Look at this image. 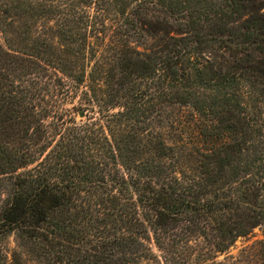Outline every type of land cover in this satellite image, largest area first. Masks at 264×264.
<instances>
[{
	"label": "trees",
	"instance_id": "16d2710c",
	"mask_svg": "<svg viewBox=\"0 0 264 264\" xmlns=\"http://www.w3.org/2000/svg\"><path fill=\"white\" fill-rule=\"evenodd\" d=\"M0 33V264H264L216 261L264 233V0H0Z\"/></svg>",
	"mask_w": 264,
	"mask_h": 264
},
{
	"label": "rangeland",
	"instance_id": "374dc122",
	"mask_svg": "<svg viewBox=\"0 0 264 264\" xmlns=\"http://www.w3.org/2000/svg\"><path fill=\"white\" fill-rule=\"evenodd\" d=\"M15 20L17 21V26L24 25L23 22L27 21L26 17H16ZM33 22V23H32ZM35 22V23H34ZM27 24L29 26H32V34L33 35H39L44 36L47 39L51 38L54 42L56 40L51 37V35L48 34V26L53 24V22L46 21L44 19H38L37 21H27ZM34 24V25H33ZM22 30H25L24 27H22ZM0 42H3V36L0 33ZM191 111L187 109H178L173 110L170 113L167 114L168 119H163L160 121V124L155 125V130L158 131V133L164 138L166 144L171 145L173 142H177L179 140V137H182V140L186 141L187 135L184 134V130H186V127L189 123H186L188 120L192 118V115L190 114ZM83 119L82 116H78L77 120ZM179 123V124H178ZM181 133V134H180ZM179 143V142H178ZM180 144V143H179ZM260 243H264V233L261 228H255L249 235L245 237H240L236 240V242L224 253L217 254L216 261L227 263L229 261H232V259L239 258V254L243 250H248L252 247L256 248ZM18 241L14 236H11L6 242H5V250L8 252V255H11L12 252H19V246ZM201 244H196V251L199 252V250H204V246H200ZM256 251V250H255ZM250 260H253V262H261L260 258L258 256H251ZM6 264H11L10 261H8ZM29 264H39L37 262H31ZM150 264V263H146Z\"/></svg>",
	"mask_w": 264,
	"mask_h": 264
}]
</instances>
